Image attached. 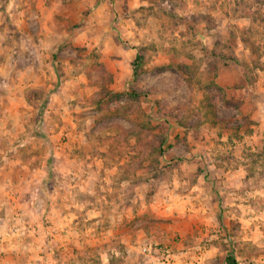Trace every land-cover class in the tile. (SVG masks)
Returning a JSON list of instances; mask_svg holds the SVG:
<instances>
[{
	"label": "rangeland",
	"instance_id": "1",
	"mask_svg": "<svg viewBox=\"0 0 264 264\" xmlns=\"http://www.w3.org/2000/svg\"><path fill=\"white\" fill-rule=\"evenodd\" d=\"M9 1L0 0V264L42 263L55 239L45 233L51 207L79 213L72 228L85 240L140 226L166 245L176 198L192 213L208 186L235 194V173L241 196L263 195L264 178L246 180L245 154L264 149V0H12L13 11ZM116 242L124 264L129 254L144 264L141 244L127 252ZM89 251L86 264H101Z\"/></svg>",
	"mask_w": 264,
	"mask_h": 264
},
{
	"label": "crops",
	"instance_id": "2",
	"mask_svg": "<svg viewBox=\"0 0 264 264\" xmlns=\"http://www.w3.org/2000/svg\"><path fill=\"white\" fill-rule=\"evenodd\" d=\"M15 6L18 7L19 5L10 0L3 8L12 10ZM36 7L46 8L43 2L36 4ZM97 12L100 15L102 9L97 8ZM116 55L120 57L119 54ZM127 61L128 58L124 60L120 57L117 59V65L127 63ZM114 71L116 72V69L111 70V72ZM242 177L234 174V187L237 192L235 194L229 193L226 197L220 194L219 196L214 195V193L208 194V191L212 192L208 186L206 202L204 203L206 205H193L192 213L183 211L184 208L181 204L185 203L184 197H181V200L176 198L175 202L166 205L167 211H170L166 215H171L173 218L172 222L164 227L167 230L163 232L165 236L162 237V240L168 243L166 244L167 247L172 249L178 259L183 257L184 261L190 262L199 253L201 264H228V256L233 257L235 264H264V193L260 195L257 189L252 188L250 195L241 196L239 189L244 184ZM197 197L199 196L197 195ZM260 202L263 203V206ZM2 203L4 204V202ZM18 204L19 202H17L16 207ZM175 207L182 209L183 212L181 213L183 214H175L177 211ZM53 209L51 207L47 216L50 218L52 226L45 233L55 235V239L52 242L51 251H47L45 248V257L40 258L43 259L41 264H86L87 261L83 256L85 252L89 254V250H92L91 253H94L93 256L101 264H110L109 257L116 252L117 248L115 247V240L119 236L117 230L108 226L104 232L97 236V239L88 238L85 240L82 238L85 234L72 228V223L79 213L75 212L76 216L70 215L69 217L64 215L62 218V215L60 214L58 217ZM5 212L8 213L7 210ZM93 212L94 218H100V212L95 210ZM123 216L126 217V215L120 217ZM56 230L65 231L58 232V234L55 232ZM143 233V229L138 226L133 232H125L123 236H119L120 241L116 243L118 246L120 244L125 246L127 252L132 251L134 246L131 245H135V243L141 244V247L157 243ZM230 244L235 252L228 254L225 250ZM53 251H57L56 256ZM127 258L133 264H140L136 260L134 261L130 254ZM144 264L147 263L144 262Z\"/></svg>",
	"mask_w": 264,
	"mask_h": 264
},
{
	"label": "built area",
	"instance_id": "3",
	"mask_svg": "<svg viewBox=\"0 0 264 264\" xmlns=\"http://www.w3.org/2000/svg\"><path fill=\"white\" fill-rule=\"evenodd\" d=\"M144 261L147 264H201V256L197 255L192 261L186 262L184 258L178 259L170 247L159 243L147 244L141 248Z\"/></svg>",
	"mask_w": 264,
	"mask_h": 264
},
{
	"label": "trees",
	"instance_id": "4",
	"mask_svg": "<svg viewBox=\"0 0 264 264\" xmlns=\"http://www.w3.org/2000/svg\"><path fill=\"white\" fill-rule=\"evenodd\" d=\"M264 16V14H263ZM138 59V57H137ZM122 95H126V94H117V96H121ZM134 95V94H133ZM245 157L248 158V163L246 165V169H247V182L248 180H253V183H255L256 185L260 182V180L262 178H264V168L258 170L257 166L259 164V162H263L264 163V149L261 150L260 152H247L245 154ZM130 192V196L133 195V190H129ZM126 205L128 204L125 203ZM119 249L121 248L120 246H118ZM121 250H119L120 252ZM117 252H114L113 254L110 255V264H124V262L122 260L119 259V257L116 254ZM227 261L228 264H235V261L233 259V257L228 256L227 257ZM100 263V262H99Z\"/></svg>",
	"mask_w": 264,
	"mask_h": 264
}]
</instances>
